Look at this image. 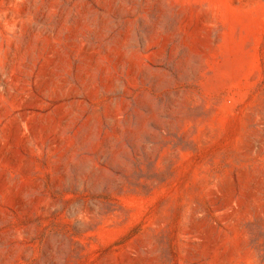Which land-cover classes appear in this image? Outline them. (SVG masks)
Here are the masks:
<instances>
[{
	"label": "rangeland",
	"instance_id": "obj_1",
	"mask_svg": "<svg viewBox=\"0 0 264 264\" xmlns=\"http://www.w3.org/2000/svg\"><path fill=\"white\" fill-rule=\"evenodd\" d=\"M0 264H264V0H0Z\"/></svg>",
	"mask_w": 264,
	"mask_h": 264
}]
</instances>
